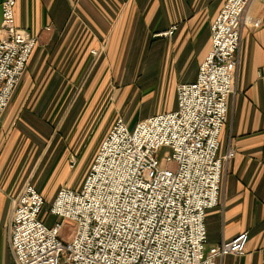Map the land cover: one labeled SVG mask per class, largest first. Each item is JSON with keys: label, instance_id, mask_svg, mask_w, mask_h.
<instances>
[{"label": "crops", "instance_id": "obj_1", "mask_svg": "<svg viewBox=\"0 0 264 264\" xmlns=\"http://www.w3.org/2000/svg\"><path fill=\"white\" fill-rule=\"evenodd\" d=\"M225 1L16 0V22L38 44L0 116V264L11 249L12 200L33 184L48 140L56 133L61 147H80L93 132L106 133L110 106L96 98L112 63H152L163 89L176 93L178 83L196 78L210 48L211 21ZM248 14L253 22L242 29L220 135L219 154L232 148L235 155L223 167L220 203L205 217L208 247L245 231L248 240L244 254H227L217 264H264V0H251ZM172 24V36H154ZM63 174L58 188L77 186Z\"/></svg>", "mask_w": 264, "mask_h": 264}, {"label": "built area", "instance_id": "obj_2", "mask_svg": "<svg viewBox=\"0 0 264 264\" xmlns=\"http://www.w3.org/2000/svg\"><path fill=\"white\" fill-rule=\"evenodd\" d=\"M251 0H226L211 21L210 48L191 82L178 83V106L139 120L117 116L79 188H58L48 214L45 196L27 182L12 200V264H217L246 251L248 232L207 246L205 217L220 203L222 171L234 149L219 154L234 90L242 29L253 22ZM16 0L1 3L0 116L7 108L38 36L21 27ZM176 24L154 36L170 37ZM94 54L96 50H92ZM162 147L168 150L158 159ZM71 155L69 166L75 168Z\"/></svg>", "mask_w": 264, "mask_h": 264}, {"label": "rangeland", "instance_id": "obj_3", "mask_svg": "<svg viewBox=\"0 0 264 264\" xmlns=\"http://www.w3.org/2000/svg\"><path fill=\"white\" fill-rule=\"evenodd\" d=\"M79 16L80 20L84 22L85 19L81 18L82 15L79 14ZM109 72L111 73L109 83L102 85L105 88L100 90L96 98L98 104L106 102V108L110 106L106 116V133L117 116L123 117L129 129L132 130L139 120L147 116L177 108V94L173 90L169 91L167 85L163 89L161 83L163 79L159 77L157 67H154L152 63H112ZM50 126L52 125L50 124ZM106 133L93 132L85 145L81 144L80 147L73 142H70L68 146L61 147L58 142H54L56 133L48 140L41 158L33 166L29 179L45 196L46 203L42 208L40 218L45 219L46 217L48 224L54 220L62 219L49 215L48 211L58 191V184L62 181L63 173L67 171L70 179L72 182L76 181L77 186L63 185L79 188ZM166 150H168L167 147L160 148L156 154L157 158L160 159ZM78 152H80L79 156L76 155ZM72 153L78 160L75 168L66 165V162L69 165L67 160L70 161L71 156L68 157V155ZM62 220H64V232L67 236L73 230L75 222L71 219ZM5 256L4 263L12 264L11 249L8 248Z\"/></svg>", "mask_w": 264, "mask_h": 264}, {"label": "bare ground", "instance_id": "obj_4", "mask_svg": "<svg viewBox=\"0 0 264 264\" xmlns=\"http://www.w3.org/2000/svg\"><path fill=\"white\" fill-rule=\"evenodd\" d=\"M198 74V73H197ZM177 94V93H176ZM170 111V110H169ZM154 115V114H153ZM225 126V125H224ZM68 186V185H67ZM75 189V188H74ZM44 195V194H43Z\"/></svg>", "mask_w": 264, "mask_h": 264}]
</instances>
